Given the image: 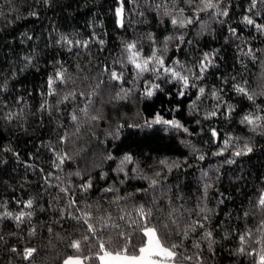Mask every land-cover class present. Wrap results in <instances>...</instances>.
I'll return each instance as SVG.
<instances>
[{
  "label": "trees",
  "instance_id": "16d2710c",
  "mask_svg": "<svg viewBox=\"0 0 264 264\" xmlns=\"http://www.w3.org/2000/svg\"><path fill=\"white\" fill-rule=\"evenodd\" d=\"M160 3L0 0V264H60L77 254L71 241L86 235L89 242L82 244L79 255L89 257L86 264H100L93 258L96 239L113 237L115 246L119 230L133 235L139 246L140 234L132 221L139 219L141 206L157 219L177 210V223L184 228L200 218L192 210L205 209L203 229L189 233L182 243L179 234L171 238L181 244L182 255L198 254L201 264H254L258 259L238 249L239 235L246 230L252 232L247 250L264 247V209L256 204L264 190V127L253 131L241 123L249 113L264 116V30L255 26L264 25V0H256L255 6L252 0H213L219 8L208 11H199L200 0H193L192 6L176 0L175 8L168 3L174 12L183 8L185 16L196 10L198 21L186 28L173 26L170 17L158 12ZM121 6L123 26L116 17ZM223 11L227 15H221ZM246 16L255 24H248ZM181 35L183 42H167L166 66L179 60L191 80L186 70L199 75L204 54L211 60L203 78L194 81L197 87L183 89L184 96L179 95L181 83L166 75L136 77L121 54L126 42H138L147 56L153 48H163L166 37ZM106 67L123 70L124 82L111 81ZM57 71H65L69 79L55 85L58 95H48V79ZM148 83L160 85L151 97L144 94ZM236 86L246 87L253 99L237 92ZM199 87L205 94L193 108ZM122 88L131 91L125 95ZM69 92L85 95L64 101ZM90 92L95 94L88 116L78 113L80 120L74 123L73 110L88 104ZM212 111L216 115L206 118ZM158 112L180 121L188 131L159 124L148 127L145 121ZM229 137L232 143L224 149ZM245 143L252 151L234 156ZM57 154L69 157L59 168ZM125 155L135 163L120 171ZM165 159L179 167L169 172L159 165ZM143 177L159 183L149 189L150 181ZM89 180L92 187L83 191L81 185ZM108 188L114 191L105 192ZM28 200L33 202L30 208ZM21 212L25 216L17 220ZM85 213L97 230L95 238L81 218ZM205 231L212 233L211 248L203 239ZM26 248L36 249L28 259Z\"/></svg>",
  "mask_w": 264,
  "mask_h": 264
},
{
  "label": "snow or ice",
  "instance_id": "6c2138e0",
  "mask_svg": "<svg viewBox=\"0 0 264 264\" xmlns=\"http://www.w3.org/2000/svg\"><path fill=\"white\" fill-rule=\"evenodd\" d=\"M168 3H171L173 5V8L176 6V0H161L160 4L156 5V9L158 12L162 11L163 15L168 16L171 18V24L173 26L179 27V28H186L188 25L192 24L194 22V19L198 21L199 17L196 13V10H193L192 15L185 16L184 9L179 8L178 12H174L172 10L168 9ZM186 3L189 6H192L193 0H186ZM253 6H255L256 0H252ZM200 4L202 7L199 8V11H208L209 9H218L219 5L216 3H213V0H200ZM117 16L119 18L118 22L121 26H123V6L118 8L117 10ZM35 15V13H32ZM221 15H227L226 11H223L220 13ZM245 21L248 24H255V21L250 19L249 17H245ZM258 29L264 30V25H255ZM204 25H202V28ZM234 31V30H233ZM151 39V35L149 36ZM179 39L181 42H183V36L179 37H166L164 41V47L163 48H153L151 50L150 55H143L142 54V48L136 41L132 42H126L124 43V46L122 48V56L124 58V61L131 65L133 68V71L136 74V77L142 76L144 73H153L157 78H159L161 75H166L171 78V80H174L178 83H181L182 90L179 92L180 96H184L186 93L183 89H187L189 87H197L196 83L194 81L202 79L203 73L207 70L208 65L211 63V60L209 59V54L205 53L203 59L198 64V70L199 75H196L195 73H192L191 69H187L186 71L191 74V80L189 74H184L185 68L184 65L180 63L179 60L172 61L171 65L166 66L165 65V59L163 53L167 51V42L172 39ZM68 44H71L72 41L68 40ZM79 43V42H78ZM85 44L87 42H84ZM103 43V41H101ZM249 55H251V50H249ZM179 68V70H178ZM105 72L108 73L109 79L111 81H116L118 83L124 82V76L125 73L123 70L116 71V70H110L107 67L104 69ZM69 79V77L66 76L65 71H57L48 79V88L49 92L48 95H58L56 92L55 85L59 83H64ZM96 87H99V84L96 85ZM160 85L156 83H148L145 87L144 94L146 96L151 97L154 94V91L159 89ZM122 92H124L125 95H127L128 92L131 91V89L124 90L121 89ZM236 91L239 93H242L248 97L249 100L253 99L252 95H249L247 92L246 87L243 86H236ZM94 92H90L88 94V104H86L83 108L74 109L70 119L74 123L78 122L80 120V115L87 117L88 116V109L91 105V96L94 95ZM205 94V88L199 87L198 88V95L196 97V100L192 102V107L195 108L197 101H199L200 97ZM76 95L84 96V92H69L67 95L63 97L64 101H67L69 99H73ZM118 96L120 93L117 94ZM212 95L216 97L217 100L220 99L218 93L216 90L212 91ZM63 102V101H60ZM42 108L45 107V105H41ZM216 115V111H212L206 118H211L212 116ZM10 118V117H9ZM90 119L95 120L97 117H91ZM261 121H264V116L261 115H253L252 113L246 114L242 120L241 123L251 125L253 131H255L257 128L264 127V124H261ZM146 125L148 127H151L153 124H159V125H166L169 128L174 129H183L184 132H187L188 129L185 128L180 121L175 119H165L159 112L155 114L153 119L151 121H145ZM79 130V129H77ZM211 135L213 138L217 137V132L215 129L211 130ZM67 136V134H66ZM62 137V142L66 138ZM232 143L231 138H227L224 140V149H227L230 144ZM222 149V151L224 150ZM221 152L214 153V155H220ZM252 148L245 143L243 148H239L237 151L233 153L234 156H241L246 155L248 152H251ZM111 159V157H109ZM58 163L56 164V167L59 168L61 164L64 163L66 159H69L67 154H57ZM199 159L203 160L204 156L201 155ZM232 161H229L231 163ZM135 163L133 157L131 155H125L123 159L120 161V171L124 170V167L128 164ZM159 165L162 168H166L169 172L172 170L173 167H179L178 163H169L168 160H160ZM160 172L155 173V177L160 176ZM79 175V173H77ZM144 179H147L150 181L149 189H154L159 181L156 178L153 177H143ZM59 179V178H57ZM92 187V182L89 180L87 183L81 185V188L83 191H87L89 188ZM209 186L205 185V192L207 191V188ZM149 189H143V191L147 192ZM62 191L67 192L68 189H62ZM105 192H112L114 191L112 188L104 189ZM139 191V190H138ZM119 199V198H118ZM32 200H28L26 203V207L32 206ZM71 205H75L76 201L72 200ZM256 204L259 208L264 209V190L261 191L260 196L258 197V200L256 201ZM185 214L189 213V210L185 209ZM196 213L199 219L196 221H193L192 224H190L187 228H184L182 225L178 224L177 221L181 218L179 215V212L175 209L169 212V215L167 217H161L159 219L155 218L153 216V212L151 209L146 210L143 206H141L137 210V216L138 220L132 221V224L136 227V231L140 234V240L138 241L139 246L137 247V244L133 243V235L128 234L125 231H117L115 236V246H113V237H109L107 241L103 239H96L95 247L98 249V251L95 252L94 259L99 260L100 264H178L179 261L186 262L191 261L193 259L196 260L197 264H201L198 254L196 256H184L178 249H180L181 244L172 242V236L179 234L181 243L184 239H187L189 237V233L195 232L197 228L203 229L204 224L201 222V220L206 221L208 219L207 215H202L205 212V209H198V210H192ZM6 215H11V213H7ZM30 215V213L28 214ZM245 215H248V213H245ZM25 216V213L21 212L20 215L16 216L15 218L17 220H21ZM173 216H176V219H173ZM84 222L87 224V231L90 234L91 237L95 238L97 236V230L94 227L93 224L88 223L89 220V214L85 213L83 217H81ZM121 220H125V216L120 217ZM156 219V223L152 224V220ZM166 220V222H164ZM151 225V226H149ZM261 229H264V220L260 221ZM104 227L107 229L109 226L104 225ZM169 229H172L169 231ZM179 230V231H177ZM212 233L210 231H205L203 239L209 241V248H211V244L213 241L211 240ZM252 237L251 230H246L244 233H241L239 235V243L240 247L238 251L240 253H246L250 256H258L257 260H254V264H264V247H261L259 250L256 248H252L250 251L247 250V246L250 243ZM89 242V235H86L82 238V240H73L70 243V247L75 250L77 253L76 255H68L64 260L63 264H85V261L89 259V257H82L79 255L81 252L82 244H87ZM256 243H259L257 241ZM195 248H199V243H195L193 245ZM15 251V249H13ZM36 252L35 248H26L25 249V259L30 258L33 253Z\"/></svg>",
  "mask_w": 264,
  "mask_h": 264
},
{
  "label": "rangeland",
  "instance_id": "374dc122",
  "mask_svg": "<svg viewBox=\"0 0 264 264\" xmlns=\"http://www.w3.org/2000/svg\"><path fill=\"white\" fill-rule=\"evenodd\" d=\"M116 17H117V19H118V16L116 15ZM67 257V256H66ZM66 257H64L63 259H62V261H61V263L60 264H63V260L66 258ZM86 264V263H85ZM178 264H184V263H182V262H178Z\"/></svg>",
  "mask_w": 264,
  "mask_h": 264
}]
</instances>
